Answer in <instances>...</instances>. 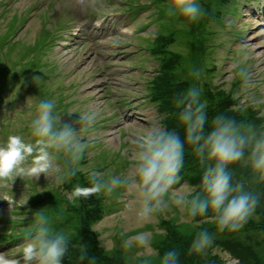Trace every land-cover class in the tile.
Returning <instances> with one entry per match:
<instances>
[{
  "label": "rangeland",
  "instance_id": "obj_1",
  "mask_svg": "<svg viewBox=\"0 0 264 264\" xmlns=\"http://www.w3.org/2000/svg\"><path fill=\"white\" fill-rule=\"evenodd\" d=\"M200 2L210 15L192 22L167 17V0H106L111 14L94 27L98 16L81 13L74 0H0V143L9 135L30 139V121L43 99L55 100V111L66 121L92 108L99 113L92 146L75 177L62 185L43 175L38 180L17 177L0 189L17 202L28 200L10 208L0 195V253L21 257L17 247L31 231L35 213L43 209L57 229L70 234L63 264H82L81 246L97 264H142L145 259L159 264L173 247L181 253L180 264H246L240 257L247 256L251 264H264V192L244 228L216 233L203 255H189L188 248L197 231L215 233L210 213L187 222L173 203L151 223L138 226L127 189H118L111 198L101 194L102 208L97 195L69 199L75 186H91L90 170L106 178L125 173L124 149L130 136L147 124L177 127L172 101L193 84L203 90L209 118L222 113L264 128V0ZM122 28L128 31L122 33ZM241 60L247 61L256 84L238 92L239 81L230 73ZM193 69L201 70L199 80L191 75ZM236 175L245 172L236 166ZM201 176L189 148L177 192L199 191ZM138 232L150 235L151 247L126 254L121 234ZM239 246L251 252L246 248L240 254Z\"/></svg>",
  "mask_w": 264,
  "mask_h": 264
},
{
  "label": "clouds",
  "instance_id": "obj_2",
  "mask_svg": "<svg viewBox=\"0 0 264 264\" xmlns=\"http://www.w3.org/2000/svg\"><path fill=\"white\" fill-rule=\"evenodd\" d=\"M74 6L81 13L98 16L94 27H100L112 11L106 0H74ZM163 10L167 17H185L192 22L210 15L209 8L200 0H167ZM231 67L234 70L231 78L239 81L238 92L255 86L254 73L246 60ZM191 75L199 80L202 72L193 69ZM202 92L193 84L173 99L177 127L170 129L152 122L130 136L123 152L128 161L125 173L106 178L104 173L90 170L91 186H75L69 199L76 202L101 194L111 198L118 189H127L132 193L130 203L138 226L151 223L173 203L187 222L209 217L210 213L215 233L206 228L197 231L188 248L189 255L205 254L213 246L216 233L242 230L256 213L264 192V128L222 113L209 118ZM55 109V100H41L30 121V139L9 135L0 143V189H7L17 177L38 180L41 175L62 185L81 170V163L92 146L91 131L99 113L92 108L78 114L76 120L66 121ZM189 148L202 168V176L200 190L184 195L179 194L175 186L180 184ZM236 166L244 170L245 175L238 177ZM0 195L10 208L17 203L23 206L28 201L17 202L7 194ZM121 235V248L126 254L134 250L139 254L151 247L152 238L147 232ZM71 242L70 234L57 229L52 218L41 209L34 215L31 231L17 247L21 257L0 253V264H63ZM180 255L177 248H170L159 258V264H180ZM79 260L82 264L85 261L97 264L96 257L89 256L86 246L80 247ZM142 264L153 262L145 259Z\"/></svg>",
  "mask_w": 264,
  "mask_h": 264
},
{
  "label": "trees",
  "instance_id": "obj_3",
  "mask_svg": "<svg viewBox=\"0 0 264 264\" xmlns=\"http://www.w3.org/2000/svg\"><path fill=\"white\" fill-rule=\"evenodd\" d=\"M157 102H159V101H157ZM99 196L100 195H97L96 201H97L98 205L100 206V208H102L101 206L104 207L105 204L101 201V199L99 198ZM92 202H94V201H92ZM86 206L87 207H90L92 205L90 203H87ZM235 248H237V249L240 248L239 252H240V254H243V252L246 251V248L247 247L239 246V247H235ZM247 249H248V252H251V250L249 248H247ZM235 257H237V256H235ZM240 258H241V262H245L246 264H251L250 256H247L246 259H243L242 257H240Z\"/></svg>",
  "mask_w": 264,
  "mask_h": 264
}]
</instances>
